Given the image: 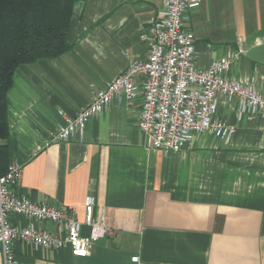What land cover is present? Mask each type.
I'll list each match as a JSON object with an SVG mask.
<instances>
[{"label":"crops","instance_id":"crops-1","mask_svg":"<svg viewBox=\"0 0 264 264\" xmlns=\"http://www.w3.org/2000/svg\"><path fill=\"white\" fill-rule=\"evenodd\" d=\"M164 1L78 0L72 49L16 70L7 94L11 162L25 164L16 192L80 222L93 198L95 216L112 230L86 258L17 242L20 264H264V115L240 117L235 101L219 98L216 118L235 128L231 137L198 134L189 149L165 153L139 128L142 100L129 106L115 98L70 141L52 140L66 118L147 57L141 35ZM188 16L198 68L234 53L243 39L230 77L264 94V0H203ZM11 222L63 233L49 221L13 215Z\"/></svg>","mask_w":264,"mask_h":264},{"label":"built area","instance_id":"built-area-1","mask_svg":"<svg viewBox=\"0 0 264 264\" xmlns=\"http://www.w3.org/2000/svg\"><path fill=\"white\" fill-rule=\"evenodd\" d=\"M203 0H165L164 10L149 31L141 35L148 45L144 60L133 61L127 70L95 94L91 103L53 133L52 140L64 143L88 122L106 111L115 98L134 106L142 100L139 128L152 146L165 153L189 149L198 134L225 136L235 128L216 118L219 98L235 101L240 117L264 115V94L255 84H243L230 77L231 70L245 54L244 40L238 49L214 61L209 68H198L196 37L186 23L188 12ZM63 115V113H61ZM25 164L13 160L6 173L0 172V248L3 264H20L15 252L17 242L44 250L69 249L77 258L90 255L94 243L112 234L104 216H95V200L86 202V219L80 222L72 213L50 203L33 202L16 190L22 185ZM20 215L39 222H52L63 233L21 226L11 222ZM91 234L84 235L83 227ZM138 257L133 258L134 262Z\"/></svg>","mask_w":264,"mask_h":264},{"label":"trees","instance_id":"trees-1","mask_svg":"<svg viewBox=\"0 0 264 264\" xmlns=\"http://www.w3.org/2000/svg\"><path fill=\"white\" fill-rule=\"evenodd\" d=\"M78 0H0V172L11 163L7 94L16 70L68 53Z\"/></svg>","mask_w":264,"mask_h":264}]
</instances>
